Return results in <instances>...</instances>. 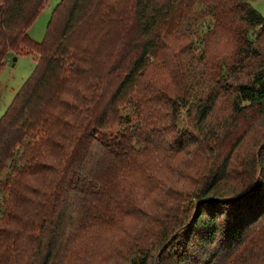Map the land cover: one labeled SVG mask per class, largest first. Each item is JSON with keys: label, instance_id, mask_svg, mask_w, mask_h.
<instances>
[{"label": "trees", "instance_id": "obj_1", "mask_svg": "<svg viewBox=\"0 0 264 264\" xmlns=\"http://www.w3.org/2000/svg\"><path fill=\"white\" fill-rule=\"evenodd\" d=\"M46 1L0 0V71L9 53L37 56L0 118V264H95L96 252L85 247L105 235L107 264L118 262L114 254L118 264H264V16L249 0H126L124 41L99 56L86 40H97L94 29L107 27L109 11L118 15L112 0H60L35 42L27 30ZM196 1L216 29L228 24L243 58L202 57L197 68L176 56L180 74L195 82L185 91L177 77V108L192 98L186 109L201 142L228 147L224 165L189 192L180 175L172 183L160 175L165 161L181 165L184 147L167 137L176 103L149 105L154 83L146 71ZM225 89L235 94L224 136L243 119L246 131L256 129L252 147L235 155L238 170L234 141L217 143L215 129L204 126ZM130 107L140 119L125 125L121 111Z\"/></svg>", "mask_w": 264, "mask_h": 264}, {"label": "rangeland", "instance_id": "obj_2", "mask_svg": "<svg viewBox=\"0 0 264 264\" xmlns=\"http://www.w3.org/2000/svg\"><path fill=\"white\" fill-rule=\"evenodd\" d=\"M60 0H47L42 10L37 14L32 24L29 26L27 33L29 37L35 42H41L45 36L48 21L50 19V14L52 8ZM114 3V9L118 12V15H113L115 12L109 11L110 20L107 22V27L103 29L104 26H97L94 31H98L97 40L91 42L89 39L86 40L87 45L90 50L96 51V55L101 56L102 51L111 49V51H118L120 49L121 43L124 41L120 36V31L125 23L124 12L126 9V0H112ZM250 5L262 16H264V0H249ZM184 16V24L177 30V39L170 43V47L165 48L157 56L156 61H151L147 66L146 77L153 81L154 87L150 88V100L149 105L164 106L165 102H170L174 100V96L178 95L180 90L179 79H184L185 91H191V87L194 85V81L187 78L185 73L180 74V68L185 71L182 62L190 59L192 62L200 63L202 57H214L215 62L221 64L222 62L228 63L230 60L235 58H243L242 55L238 54L239 46L235 41H229L227 36H229L230 31L228 30V24L216 29L214 17L211 15L209 8L204 7L202 3L195 2L186 11V14L182 11L181 16ZM116 21V22H115ZM237 23L233 24V30ZM60 25H58L59 27ZM214 27V28H213ZM241 47H244L243 45ZM255 47V45H254ZM171 48V49H170ZM237 51L233 53V51ZM124 52V49H122ZM234 54V55H233ZM179 57V59L177 57ZM36 55L18 54L14 55L9 53L6 57V61L0 71V118L5 113L6 109L12 102L14 96L19 91L23 83L33 72L36 63ZM15 58V59H14ZM255 60V57L250 61ZM180 63V64H179ZM216 64V63H215ZM220 66V65H219ZM245 66V64H243ZM198 68V64L196 63ZM233 67H238V65H233ZM246 67V66H245ZM251 68V66H249ZM219 70L220 73L225 70L222 66ZM249 69L244 70V74H247ZM219 73V74H220ZM222 78V77H221ZM202 86V85H201ZM210 86V83H205L204 88L201 87L202 91L205 92V88ZM218 97L212 118L209 120L208 124L204 126L211 129H215L217 134V143L221 139H230L234 141L235 148L233 150V155L231 161L233 165L238 166L239 156H235L237 153L241 154L242 151L248 147H252L253 139L256 135L255 126L247 130V121L245 119L240 120L239 124L235 129L231 128L229 130L230 135L224 136L225 130L220 127L224 121L229 119L228 113L230 112L231 101L234 98V92L232 89H225ZM192 98L184 101L185 105L189 107V103ZM176 103L177 116L174 122V126H171L168 131L167 137L169 140L173 139L178 144L182 143L184 150L178 156L177 161L182 162L181 165L176 164V160L173 159L170 164L165 161L168 165L167 168L163 169L161 172V177L169 182H174L178 175L180 183H183L185 191H192L195 187L201 186L203 181L208 175V172L215 168L212 172L217 170L219 166H223L225 163L224 158L228 154V147L222 149H211L208 148L207 142H201V133L197 129L196 122L194 121V112L191 109H186L187 106H182L177 108L178 102ZM128 112L121 111L125 119V125H131L140 119V116L136 109L130 107ZM161 129H165L166 125L160 126ZM232 130V131H231ZM246 131V132H245ZM198 140V142H195ZM226 143V141H225ZM254 146V145H253ZM213 149L215 157L212 156L211 150ZM242 156H240L241 158ZM238 170L239 167H236ZM173 172L177 174L174 176ZM183 177H186L183 178ZM3 178V174L0 179ZM202 181V183H201ZM201 183V184H200ZM199 186V187H200ZM3 195L0 193V203L3 199ZM159 198L154 197V202ZM153 202V203H154ZM153 203H150L151 205ZM118 236L117 234H114ZM119 237V236H118ZM108 235H105L103 239L95 238L91 245H88L87 250L95 251V255L91 260L95 261V264H107V259L101 260V256L107 252V245L109 244ZM114 245V242H112ZM119 243V242H118ZM215 244L214 247H216ZM92 247V248H91ZM211 248V250H213ZM110 249V248H109ZM108 249V250H109ZM118 262V255L114 254ZM201 262V261H200ZM84 264H89V261Z\"/></svg>", "mask_w": 264, "mask_h": 264}, {"label": "water", "instance_id": "obj_3", "mask_svg": "<svg viewBox=\"0 0 264 264\" xmlns=\"http://www.w3.org/2000/svg\"><path fill=\"white\" fill-rule=\"evenodd\" d=\"M15 59V58H14Z\"/></svg>", "mask_w": 264, "mask_h": 264}]
</instances>
